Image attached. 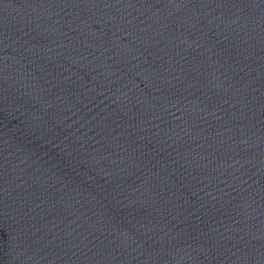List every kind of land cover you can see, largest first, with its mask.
Returning <instances> with one entry per match:
<instances>
[{
    "label": "water",
    "instance_id": "obj_1",
    "mask_svg": "<svg viewBox=\"0 0 264 264\" xmlns=\"http://www.w3.org/2000/svg\"><path fill=\"white\" fill-rule=\"evenodd\" d=\"M0 264H264V0H0Z\"/></svg>",
    "mask_w": 264,
    "mask_h": 264
}]
</instances>
